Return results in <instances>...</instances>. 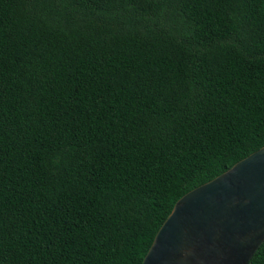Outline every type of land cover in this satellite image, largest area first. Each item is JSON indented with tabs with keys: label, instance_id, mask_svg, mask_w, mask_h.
<instances>
[{
	"label": "trees",
	"instance_id": "obj_1",
	"mask_svg": "<svg viewBox=\"0 0 264 264\" xmlns=\"http://www.w3.org/2000/svg\"><path fill=\"white\" fill-rule=\"evenodd\" d=\"M263 146L264 0H0V264H141Z\"/></svg>",
	"mask_w": 264,
	"mask_h": 264
},
{
	"label": "water",
	"instance_id": "obj_2",
	"mask_svg": "<svg viewBox=\"0 0 264 264\" xmlns=\"http://www.w3.org/2000/svg\"><path fill=\"white\" fill-rule=\"evenodd\" d=\"M264 243V146L178 199L141 264H249Z\"/></svg>",
	"mask_w": 264,
	"mask_h": 264
}]
</instances>
